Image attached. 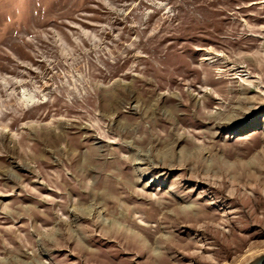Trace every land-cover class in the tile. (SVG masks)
Masks as SVG:
<instances>
[{
  "label": "rangeland",
  "instance_id": "rangeland-1",
  "mask_svg": "<svg viewBox=\"0 0 264 264\" xmlns=\"http://www.w3.org/2000/svg\"><path fill=\"white\" fill-rule=\"evenodd\" d=\"M262 253L264 0H0V264Z\"/></svg>",
  "mask_w": 264,
  "mask_h": 264
},
{
  "label": "water",
  "instance_id": "water-1",
  "mask_svg": "<svg viewBox=\"0 0 264 264\" xmlns=\"http://www.w3.org/2000/svg\"><path fill=\"white\" fill-rule=\"evenodd\" d=\"M248 264H264V253L260 254L259 256L255 257L252 261Z\"/></svg>",
  "mask_w": 264,
  "mask_h": 264
},
{
  "label": "bare ground",
  "instance_id": "bare-ground-1",
  "mask_svg": "<svg viewBox=\"0 0 264 264\" xmlns=\"http://www.w3.org/2000/svg\"><path fill=\"white\" fill-rule=\"evenodd\" d=\"M256 199H257V198H256ZM257 200H258V199H257ZM256 203H259V201L256 202ZM262 208H263V207H262ZM258 209H261V208H258ZM191 210H192V209H191ZM76 211H78V210H75V211H74L75 214H76ZM195 211H196V209L193 208V211H192V212L195 213ZM262 211H263V210H262ZM78 212H79V211H78ZM196 212H197V211H196ZM213 218H214V216H213ZM216 218H217V217H216ZM207 219H208V218H207ZM198 221H202V218L199 217V218H198ZM224 237H226V238L228 239V240L226 239L225 241H228V242H229L228 244H230V242H231V241H230V237H232V236H231V235H225Z\"/></svg>",
  "mask_w": 264,
  "mask_h": 264
}]
</instances>
